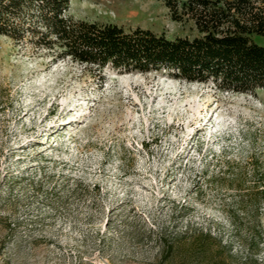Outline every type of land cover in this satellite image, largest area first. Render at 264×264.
<instances>
[{
    "label": "rangeland",
    "instance_id": "obj_1",
    "mask_svg": "<svg viewBox=\"0 0 264 264\" xmlns=\"http://www.w3.org/2000/svg\"><path fill=\"white\" fill-rule=\"evenodd\" d=\"M68 14L199 35L163 0H70ZM174 74L101 71L0 35V264H264L250 197L264 88Z\"/></svg>",
    "mask_w": 264,
    "mask_h": 264
},
{
    "label": "trees",
    "instance_id": "obj_2",
    "mask_svg": "<svg viewBox=\"0 0 264 264\" xmlns=\"http://www.w3.org/2000/svg\"><path fill=\"white\" fill-rule=\"evenodd\" d=\"M163 1L174 20L193 19L199 35L169 39L150 29L75 20L68 14L70 0H0V35L101 71L107 65L142 72L164 67L190 81L212 79L230 91L264 88V45L253 39L264 38V0ZM254 173L250 197L260 208L264 172Z\"/></svg>",
    "mask_w": 264,
    "mask_h": 264
},
{
    "label": "bare ground",
    "instance_id": "obj_3",
    "mask_svg": "<svg viewBox=\"0 0 264 264\" xmlns=\"http://www.w3.org/2000/svg\"><path fill=\"white\" fill-rule=\"evenodd\" d=\"M54 128H55V127H54ZM51 129H53V127H52Z\"/></svg>",
    "mask_w": 264,
    "mask_h": 264
}]
</instances>
